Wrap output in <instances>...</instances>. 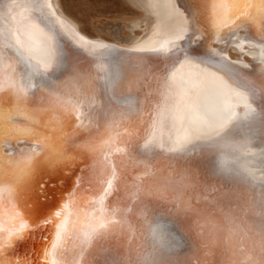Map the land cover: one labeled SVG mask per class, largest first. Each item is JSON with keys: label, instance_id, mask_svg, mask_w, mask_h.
<instances>
[{"label": "snow or ice", "instance_id": "snow-or-ice-1", "mask_svg": "<svg viewBox=\"0 0 264 264\" xmlns=\"http://www.w3.org/2000/svg\"><path fill=\"white\" fill-rule=\"evenodd\" d=\"M24 11L51 41L50 61L27 54ZM58 25L49 0H0V264H187L179 250L193 249L192 232L221 247L223 264H264V0H197L183 35L141 52L77 47ZM217 42L258 47L259 74ZM85 54L95 73L75 67ZM86 116L104 131L77 144ZM25 139L39 151L5 155V142ZM121 144L127 159L113 164ZM80 152L92 163L40 213L26 200L37 166L71 171ZM48 226L40 249L19 252Z\"/></svg>", "mask_w": 264, "mask_h": 264}, {"label": "bare ground", "instance_id": "bare-ground-1", "mask_svg": "<svg viewBox=\"0 0 264 264\" xmlns=\"http://www.w3.org/2000/svg\"><path fill=\"white\" fill-rule=\"evenodd\" d=\"M134 6L138 12L132 19L118 20L115 22H104L97 26V32L94 36L87 34L72 16L66 12L63 3L60 0H49L52 5V10L55 12V18L60 21L58 27H62L66 34L67 40L71 39L76 44H83L84 41L92 42V48H99L101 45H117L122 48L130 50H142L159 48L168 41H175L179 35H183L189 27L190 13L181 7L180 0H126ZM183 1V0H181ZM192 1V0H191ZM194 1V0H193ZM195 0L194 2H196ZM63 2V1H62ZM67 9V8H66ZM68 10V9H67ZM35 19V14L24 11L18 21L21 28V39L24 41L28 52L27 54L34 60L41 63L50 61L53 58V48L51 41L46 37L39 35L31 26V22ZM149 21L153 23L149 24ZM245 34H239L245 36ZM81 37L84 39L81 40ZM213 47L222 46L213 45ZM243 48V51H241ZM260 49L253 44L243 42L240 45H231L227 47L228 58L238 65L249 64L252 67V74H259L258 58ZM159 59L150 61V65L159 63ZM241 61L243 63H241ZM94 65V64H93ZM93 65L87 63L85 67H76L79 71H93ZM103 125L96 130V136L99 138V133L103 132ZM97 138V137H96ZM142 143V141H141ZM120 147H125L124 153H117V160L127 159V148L121 144ZM142 159L143 157H139ZM129 162V167L133 173L135 169L141 171L142 165L133 167L132 162ZM163 163H167L166 158H162ZM131 181H129L130 183ZM118 183V182H117ZM121 198L125 197V187L119 184ZM241 197H243V189L240 190ZM111 199V198H109ZM149 206H151L149 204ZM198 243L202 241L197 237L195 232H192ZM200 252V251H199ZM196 252L195 256L204 261V255L201 252ZM182 260L187 264H191V255L187 252V248L179 250ZM198 258V260H199Z\"/></svg>", "mask_w": 264, "mask_h": 264}, {"label": "water", "instance_id": "water-1", "mask_svg": "<svg viewBox=\"0 0 264 264\" xmlns=\"http://www.w3.org/2000/svg\"><path fill=\"white\" fill-rule=\"evenodd\" d=\"M188 9H190L189 5H188ZM194 9H195L194 6H191V12ZM239 34H245V32L241 31ZM193 38L195 39V37ZM68 41L70 42V44L74 46H77V47L83 46V44L82 45L76 44L71 39H69ZM91 44L92 42H90L87 45V47L90 49L92 48ZM213 45L222 46L221 50H225L227 53L228 45H226L225 43L217 42V43H213ZM106 46L111 47V48L120 49L122 51H128V52H141L142 51V50H130V49L122 48L114 44L106 45ZM213 48L219 49V47H213ZM95 49L97 51L100 50L99 48H95ZM157 59L161 60L162 57L153 58L151 61L153 62ZM89 62L91 63V65L94 64L92 72L95 73L96 71L95 62H94L93 56L91 55H88V54L82 55L80 58V61L74 62V63H75V67L79 68V67H85L87 63ZM236 66L241 68L246 73H252L251 70L244 69L242 65L236 64ZM135 70L136 69H135L134 64L127 65L125 69V71L128 73H132ZM12 123L14 124L23 123V121L13 118ZM103 123H104L103 121L97 122L95 118H93L92 122L89 123L88 117L86 116L83 121V124L81 125L79 129V135L75 137V143L82 144L89 140H92L93 138H96V137L98 138L95 132L96 130H98L99 127L103 125ZM68 130L70 131L71 129H68ZM33 149L39 151V145L32 143L29 140L25 139L18 143H15L14 145L5 142L3 151L5 155L12 152V153H16L17 155L27 156L29 154L27 150H33ZM79 155H80L81 162H78L77 165L71 171H68L64 165H50L47 162H43L42 158H38V159H41L42 162L37 166L35 173L30 180L29 189L26 195V200L30 202L36 209H38L40 213H45L51 210L52 208H54L55 206H57L63 194L72 189L75 176L79 173L80 168L83 167L84 164L90 165L92 163L93 161L92 154L87 153V152H80ZM116 155H117L116 152L112 154L111 159L113 161V164H116L119 162L117 160ZM134 171L135 173L139 172L138 169H135ZM41 183L44 184L43 191L40 188ZM35 218H39V216L37 215ZM49 231H51V226H48L47 228L42 229V230H37L35 233H32L31 235L33 238L28 239L18 245L19 252L23 254L25 250L30 249V248L40 249L41 248V237L43 235H46ZM190 239H191L192 244L194 245L192 250H189L187 248V252L191 255V258H190L191 264H223L224 257L221 254L222 249L220 246L214 244L212 247L206 248L203 246V242L201 244L200 243L197 244V240L194 237L193 233L190 234ZM199 251L201 252V255H204V261L203 260L200 261L199 257H198L199 258L198 260V258L195 256V253ZM11 255H12L11 250L6 251V254H5L6 258Z\"/></svg>", "mask_w": 264, "mask_h": 264}, {"label": "rangeland", "instance_id": "rangeland-1", "mask_svg": "<svg viewBox=\"0 0 264 264\" xmlns=\"http://www.w3.org/2000/svg\"><path fill=\"white\" fill-rule=\"evenodd\" d=\"M64 9L81 25L89 35L94 36L97 26L104 22L128 20L135 17L138 10L126 0H60ZM63 1V2H62ZM195 1V0H194ZM193 0H180L181 5L191 14V6L196 7ZM188 5L190 9H188ZM68 10H67V9ZM94 34V35H93Z\"/></svg>", "mask_w": 264, "mask_h": 264}]
</instances>
